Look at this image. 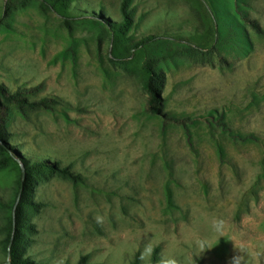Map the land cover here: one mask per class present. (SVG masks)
Returning a JSON list of instances; mask_svg holds the SVG:
<instances>
[{
	"label": "rangeland",
	"instance_id": "1",
	"mask_svg": "<svg viewBox=\"0 0 264 264\" xmlns=\"http://www.w3.org/2000/svg\"><path fill=\"white\" fill-rule=\"evenodd\" d=\"M46 1L0 0V88L41 85L37 97L64 104L19 107L0 93V124L26 160L76 176L32 171L19 257L152 264L141 259L151 244L158 264H264V0H238V12L234 0ZM150 35L163 38L133 50ZM145 61L161 113L146 110ZM13 158L0 147V264Z\"/></svg>",
	"mask_w": 264,
	"mask_h": 264
},
{
	"label": "trees",
	"instance_id": "2",
	"mask_svg": "<svg viewBox=\"0 0 264 264\" xmlns=\"http://www.w3.org/2000/svg\"><path fill=\"white\" fill-rule=\"evenodd\" d=\"M65 1V0H63ZM236 4V11L238 12V5L239 2L238 0H234ZM42 5H46L47 1L46 0H41ZM8 6V4H6ZM209 6L213 12V16L215 20H219V17L216 13V10L214 11L212 5L209 3ZM243 20L247 22L252 28H254L257 31H260V27L255 21L252 19H247L246 17H241ZM163 37H158L155 35H150L143 37L139 39L138 41L133 43V50H138L141 47L146 46V44H150L152 42H156L161 40ZM142 69L144 71V74L146 76L145 80V88L148 92V102L146 104V110L153 112V113H161V103H160V96L157 92V87L155 85L156 81V72L155 68L151 65L149 61H145L142 65ZM39 86H34V87H22L18 88L12 92H8L3 90V88H0V93L3 94V97L6 100L12 101L15 104H17L19 107H29V108H41L45 110H53L57 106H61L64 103L57 99L55 96H40L37 97V94L40 90ZM173 120H178L180 123H184V119H176L173 117H170ZM223 126V130L230 131V128H226L224 124H221ZM236 138L240 139H247L251 138V135L247 136H241L240 134H237L234 136ZM0 139L3 141L5 139H12L10 136L4 132V129H2V125L0 124ZM3 146L0 145L2 151H4L7 155L10 152L13 154V157H16L17 160H20L23 167H24V177L20 178V181L18 183V188L16 189V194L14 195L13 199V212H12V217H11V225L10 229L12 230L10 239L8 240V245H7V252L9 251V255H7L10 259V264H42L41 262H35L32 259L25 258V257H19V251L21 247V239L18 237V231H20L21 228H27V223H23V218L25 215V206L32 205V203L29 200H26V197L28 195V192L30 191V180H31V174L32 171H37L40 168H56L59 169V171L64 175V176H69L70 178H74L76 175L71 173L68 169L66 168H59L58 164L54 161H50L48 159H40L39 161H31L29 162L26 160L22 154L19 153L18 148L16 144H13L12 147H9L8 143L3 141ZM10 156H8L9 158ZM13 163L16 166L18 170H20L19 165L17 164V160L13 158ZM21 173V170H20ZM10 245V246H9ZM9 247V250H8ZM152 264H158L157 260V249L155 248L152 253ZM77 264H92V263H87L86 262V255L81 256ZM131 264H139V257L138 255L135 256ZM193 264H199L198 260H195Z\"/></svg>",
	"mask_w": 264,
	"mask_h": 264
},
{
	"label": "clouds",
	"instance_id": "3",
	"mask_svg": "<svg viewBox=\"0 0 264 264\" xmlns=\"http://www.w3.org/2000/svg\"><path fill=\"white\" fill-rule=\"evenodd\" d=\"M225 223L226 222L223 219L214 218L212 221V227L217 233L223 234ZM209 247H210V244H208L206 241H200L198 243V248L201 253L205 252V249ZM151 254H152V245L148 244L145 246L143 252L141 253V259L147 260L151 257ZM248 255H251V254H248ZM260 255L261 253L257 252L255 254V257L258 259ZM237 261H240L241 264H245L244 255L233 258V264H237ZM160 264H180V261L175 256H170V257L162 258L160 261Z\"/></svg>",
	"mask_w": 264,
	"mask_h": 264
},
{
	"label": "water",
	"instance_id": "4",
	"mask_svg": "<svg viewBox=\"0 0 264 264\" xmlns=\"http://www.w3.org/2000/svg\"><path fill=\"white\" fill-rule=\"evenodd\" d=\"M20 167H21V177L23 178L24 175H25V173H24V167L21 164H20ZM8 250H9V247H8ZM7 255H9V251L7 252ZM4 264H9V261H6Z\"/></svg>",
	"mask_w": 264,
	"mask_h": 264
}]
</instances>
